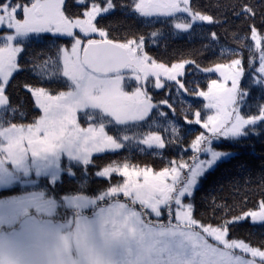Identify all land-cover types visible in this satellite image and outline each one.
<instances>
[{"label":"snow or ice","instance_id":"obj_1","mask_svg":"<svg viewBox=\"0 0 264 264\" xmlns=\"http://www.w3.org/2000/svg\"><path fill=\"white\" fill-rule=\"evenodd\" d=\"M182 36L206 43H168ZM254 140L264 145V0H0V147L106 188L120 264H264V154L231 150ZM108 154L123 155L95 159ZM157 154L158 170L137 160Z\"/></svg>","mask_w":264,"mask_h":264},{"label":"rangeland","instance_id":"obj_2","mask_svg":"<svg viewBox=\"0 0 264 264\" xmlns=\"http://www.w3.org/2000/svg\"><path fill=\"white\" fill-rule=\"evenodd\" d=\"M38 161L39 155L25 149L23 145L10 148L5 144L0 147V189L16 185L29 186L47 177L52 182L59 180L62 173L59 164L49 169ZM99 199L87 196L64 197L63 206L71 208L72 212L60 214L59 217L57 200L46 197L40 191L0 198V202L23 201L26 204V215L46 218L48 222L61 226L65 235L63 247L67 249L70 264H120L117 235L120 219L114 201L97 208L92 215L87 214V209L95 207ZM14 227L19 228V223ZM0 264L11 262L0 256Z\"/></svg>","mask_w":264,"mask_h":264},{"label":"trees","instance_id":"obj_3","mask_svg":"<svg viewBox=\"0 0 264 264\" xmlns=\"http://www.w3.org/2000/svg\"><path fill=\"white\" fill-rule=\"evenodd\" d=\"M190 2L193 4V6L201 8V9H209L212 8V6L217 5L218 3L220 4H230L236 2V0H190ZM224 17H221L223 19ZM113 22V26L119 28L121 24H124L125 26L127 25V21L123 17H116V18H110ZM235 23H239L236 21ZM156 27H161V25L157 24ZM224 27H228L225 25ZM119 30H125L124 28H119ZM234 28H228V32L230 33L233 31ZM209 31H217L218 35H221L224 38H229L226 33L221 32L219 28H212ZM168 43L173 47H183L185 49L187 48H193V47H200L201 43H206V41H202L199 37L193 36H182V37H174L171 40L168 41ZM221 43H224V39L221 40ZM163 46V43H162ZM171 51V48L169 49ZM215 78V77H212ZM186 100H188V103H191V100L185 97ZM202 99V98H201ZM199 129V126H196L195 128L192 129L193 132H196ZM194 138V136L190 137ZM234 151L239 157H245V156H250V155H255V156H260L261 154H264V145L261 144L259 140H254V141H248L246 143H242L241 145L236 146L234 149H231ZM190 154V153H189ZM123 154H121L122 157ZM164 160L165 162L167 159L171 158L167 152L164 154ZM121 157H117L112 154L108 155H100L95 157V159L100 162L104 163L108 160L111 159H118ZM160 155L157 154L156 156H139L137 160L141 163L144 161L151 162L153 160L156 161L155 164H153V167L158 168L162 165H160ZM136 162V161H134ZM236 163L235 160H231V162L225 161L220 164L219 169L217 170V174L219 172H222L227 169H231L232 166ZM64 169L62 168V172ZM47 177V176H46ZM56 182H52L48 177L37 181L35 184L29 185V186H20L16 185L11 188H2L0 189V198H5V197H11V196H17L19 194H23L24 192H30V191H40L43 192L46 197L49 198H55L58 203V217L60 214L63 213H71L72 210L69 207L63 206L62 202H64V197L67 196H87V197H96L100 198L97 205L95 207L88 208V215L94 214L97 208L102 207L104 205L109 204L111 201L110 198L108 197V193L106 188L103 187H97L96 185H89L82 183L78 180H70L67 177H64L62 179L61 175L60 178H58ZM252 177L245 176V184L241 185L242 188L244 187H250V188H255L257 185L250 183L252 180ZM257 183H258V177L256 178ZM204 193H201L203 195ZM215 195V194H212ZM105 197V198H104ZM259 197H257L258 199ZM91 209V210H90ZM64 211V212H63ZM57 218V217H55ZM63 219V217H62ZM248 227L252 228V231L256 232L259 234V225H256L255 227H252L249 225ZM246 235L245 232H242L240 235V238H244Z\"/></svg>","mask_w":264,"mask_h":264},{"label":"clouds","instance_id":"obj_4","mask_svg":"<svg viewBox=\"0 0 264 264\" xmlns=\"http://www.w3.org/2000/svg\"><path fill=\"white\" fill-rule=\"evenodd\" d=\"M64 240L61 226L26 215L25 202H0V256L11 264H70Z\"/></svg>","mask_w":264,"mask_h":264}]
</instances>
